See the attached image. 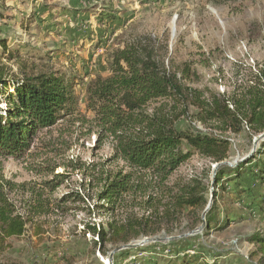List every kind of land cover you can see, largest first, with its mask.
I'll list each match as a JSON object with an SVG mask.
<instances>
[{
    "label": "rangeland",
    "instance_id": "374dc122",
    "mask_svg": "<svg viewBox=\"0 0 264 264\" xmlns=\"http://www.w3.org/2000/svg\"><path fill=\"white\" fill-rule=\"evenodd\" d=\"M138 4L125 15L109 12L110 24L96 23L74 39L59 27L32 25L29 11L0 20V39L13 55L2 60L5 73L20 78L23 73L58 72L72 83L75 99L70 114L36 131L24 156L3 162L5 178L20 184L9 197L27 222L21 236L0 246V264H107L110 255L111 264H166L176 258L191 264H264V256L254 255L250 242L255 232H264L262 214L248 208L258 201L259 192L251 177L245 174L241 179L251 196H236L233 181L225 188L214 187L215 164L193 151L159 181L117 157L111 137L96 141L97 128L85 108L86 86L97 74L108 73L109 52L143 34L157 41L165 64L189 62L195 75L188 85L228 96L250 69L264 62V0H138ZM189 116H179V129L208 131ZM224 136L230 141L224 162L240 161L264 141L254 143L258 136L251 140L245 126L238 134ZM183 148L191 150L185 142ZM128 171L133 172L134 191L113 202L100 201L98 193L115 174ZM55 175L60 177L55 180ZM194 185L201 203L178 206L174 197ZM71 192L81 199L59 201ZM38 193L45 207L33 212L31 201ZM109 222L115 223V231L110 230L104 242L88 230L107 229ZM125 244L135 246L114 251Z\"/></svg>",
    "mask_w": 264,
    "mask_h": 264
},
{
    "label": "trees",
    "instance_id": "16d2710c",
    "mask_svg": "<svg viewBox=\"0 0 264 264\" xmlns=\"http://www.w3.org/2000/svg\"><path fill=\"white\" fill-rule=\"evenodd\" d=\"M98 21L102 22V17H98ZM156 44L150 34L136 35L124 41L109 52L108 73L104 76L97 74L89 80L85 108L97 128L96 141L104 136L111 137L117 157L133 170L150 172L163 181L193 151L211 159L214 164L227 159L230 153V141L224 136L227 132L238 134L245 126L251 140L264 132V62L254 70L250 69L227 96L188 85L195 75L189 62L174 64L170 60V64H165ZM0 48L2 246L7 239L21 236L27 222L9 197V192L20 184L5 178L3 162L8 158L24 156L33 144L36 131L48 129L70 114L75 109V99L72 83L58 72L23 73L20 78L7 75L2 60L11 59L13 55L5 40L0 39ZM177 107H180L178 112ZM181 114H189L191 121L198 122L208 131L179 129L176 122ZM183 142L191 150L184 149ZM245 174L259 186L258 201L248 205V208L262 214L261 221L264 223V141L257 151L235 166L218 165L213 175V186L225 188L233 181L238 188L236 196L242 193L251 196L250 187L241 180ZM54 177L56 180L60 175ZM132 178V171L116 173L98 193V199L113 202L123 194L133 192ZM195 185L174 197L178 206L191 207L201 203ZM70 197L75 201L81 199L77 192H71L59 201L64 202ZM31 202L33 212L45 207L39 193L33 196ZM99 207L105 208L106 205ZM114 226V222H109L107 229L88 227V230L104 242ZM250 242L256 248L254 255L264 256V232H255ZM166 264L191 263L187 259L176 258L167 260Z\"/></svg>",
    "mask_w": 264,
    "mask_h": 264
},
{
    "label": "crops",
    "instance_id": "0c3cea01",
    "mask_svg": "<svg viewBox=\"0 0 264 264\" xmlns=\"http://www.w3.org/2000/svg\"><path fill=\"white\" fill-rule=\"evenodd\" d=\"M3 4L0 6L1 21L20 10L29 11L34 19L32 25L59 27L64 35L74 39L84 32L82 29L90 32L94 24L100 23L98 17H102V24L105 21L110 24L111 20L106 16L109 12L115 16L120 12L125 15L126 9H133L138 0H4Z\"/></svg>",
    "mask_w": 264,
    "mask_h": 264
},
{
    "label": "water",
    "instance_id": "95a60500",
    "mask_svg": "<svg viewBox=\"0 0 264 264\" xmlns=\"http://www.w3.org/2000/svg\"><path fill=\"white\" fill-rule=\"evenodd\" d=\"M261 138H264V132L261 133L260 135H258V138L255 139L254 143H257L258 139H261ZM250 154H252V153H250ZM250 154H248L247 156H249ZM247 156H246V157H247ZM246 157H244V158H246ZM244 158H243V159H244ZM243 159H241V160H243ZM241 160H240V161H241ZM238 162H239V161H237V162L234 161L233 163H232V162H224V161H221V162H219V163H216L215 166H214V172H213V175H214V173H215L216 168L218 167V165H220V164H228L229 166H235ZM150 240H152V239H146L144 242H146V241H150ZM133 246H135V245H133V244H125V245H123V246H121V247H118V248L115 249L114 251H118V250H120V249H124V248H130V247H133ZM114 251H113V252H114ZM111 261H112V255L109 256L107 264H111Z\"/></svg>",
    "mask_w": 264,
    "mask_h": 264
}]
</instances>
